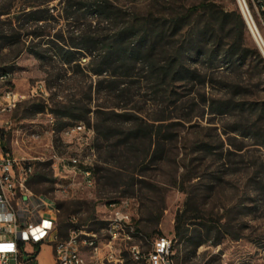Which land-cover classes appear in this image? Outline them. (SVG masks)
<instances>
[{
  "label": "rangeland",
  "instance_id": "374dc122",
  "mask_svg": "<svg viewBox=\"0 0 264 264\" xmlns=\"http://www.w3.org/2000/svg\"><path fill=\"white\" fill-rule=\"evenodd\" d=\"M93 1L0 0V72H12V85L24 96L4 116L12 128L5 143L32 160L29 187L54 195L60 159L85 158L91 146L96 185L72 186L64 179L60 221L76 215L84 233L97 234L101 255L112 254L108 264H143L132 260L126 242L107 245V204L113 199L129 201L144 251L158 236H167L174 241L177 264H264V64L252 53L231 63L210 59L201 55L204 49L197 51L194 38L183 43L177 34L154 46V62H163L173 44H184L192 52L184 63L192 76L173 82L171 75H152L147 63L138 62L117 87L112 69L94 74L98 63L75 47L81 37L93 34L94 27L111 35L135 17L184 14L203 0H107L123 16L109 23L92 13ZM244 2L264 41L252 0ZM220 3L235 7L232 0ZM203 21L190 25L199 30ZM227 43L213 38L206 48L220 51ZM67 47L79 51L70 63L60 52ZM244 47L257 49L264 60L247 22ZM123 112L153 132L152 140H126ZM103 121L114 134L109 140ZM80 122L94 132L89 146L63 134L66 126ZM179 212L185 213L182 240L174 233ZM38 258L52 264L51 248L44 247Z\"/></svg>",
  "mask_w": 264,
  "mask_h": 264
},
{
  "label": "built area",
  "instance_id": "2783aa9c",
  "mask_svg": "<svg viewBox=\"0 0 264 264\" xmlns=\"http://www.w3.org/2000/svg\"><path fill=\"white\" fill-rule=\"evenodd\" d=\"M252 4L264 29V0H252ZM252 29L263 40L254 23ZM12 79V72H0V264H40L38 256L44 247L51 248L52 264H108L112 254L101 255L97 234L84 233L78 227L76 215L69 216L66 235L60 228L64 179L72 186L93 188L96 185L93 148L89 146L93 130L81 122L66 126L64 136L76 139L80 146H89L90 155L61 158L54 195L35 193L29 187L35 173L32 160L17 156L4 144L12 129L4 116L15 110L24 98L12 85ZM107 205L110 214L105 220V230L109 247L121 240L127 243L135 263L177 264L172 238L158 236L148 251L138 244L140 233L134 226L127 199L109 200Z\"/></svg>",
  "mask_w": 264,
  "mask_h": 264
},
{
  "label": "trees",
  "instance_id": "16d2710c",
  "mask_svg": "<svg viewBox=\"0 0 264 264\" xmlns=\"http://www.w3.org/2000/svg\"><path fill=\"white\" fill-rule=\"evenodd\" d=\"M220 1L203 0L199 4L189 7L184 14H171L169 18L161 16L152 20L150 17H135L131 22H123L122 27L111 35H100L99 28L94 27L92 30L93 34L82 36L80 46L75 47L80 48L81 51H87L91 57V61L98 63V68L94 70V74L97 76H102L105 72L109 71L108 69H112L113 72L109 75L115 79L117 87L123 84L119 78L131 76L128 71L132 70L133 64L136 65L138 62L147 63L152 75L155 73L157 76H163L164 78L171 75L173 82L183 80L187 76H192L184 64L185 58H191L192 52L189 48L186 49L184 44H173L169 48L170 50H167L163 62H154V46L163 44V41L167 38L175 37L177 34L185 39L183 43H187L194 38V45L197 47V51L199 52V50L204 49V52H200L201 55L208 54L210 59L219 56L224 61L231 63L236 56L239 59H244L248 54L252 53L264 64V60L257 49L242 48L246 22L236 4V0H232L235 4L232 10L225 8ZM77 7L81 9L80 5ZM89 7L92 13L100 19V22L106 21L109 23L122 16V14L115 11L116 8L111 6L107 0H94L90 3ZM202 18L204 19V25L201 29L196 30V24V26L194 24L190 25L191 22H198ZM186 21H189L188 25L190 26L188 28H185L183 24ZM138 26L140 27L139 30ZM140 32L142 35H140ZM213 38L219 40L220 43L224 39H228V47L220 51L218 49L210 50V48H206L209 40ZM60 52L66 59V62L70 63L76 60L74 54L79 51L67 47L61 48ZM200 53H197V56ZM128 64L130 65L128 66ZM41 108V106L39 108L34 107V111H40ZM112 113L115 114L114 112ZM119 115H123L128 119L129 126L127 127V131H125L126 140H137L140 137H150L152 140L154 133H147L142 128V125H139L130 117L131 115L128 112L119 113ZM101 127L106 132L104 133L106 139L109 140L114 136V134L110 133L111 126H108L106 121L102 122ZM98 133H101L99 128ZM118 145L120 144L114 145V151H117ZM37 177L41 180L44 179L41 175H37ZM32 181L31 179L29 185ZM70 215L67 216V222L60 221L62 231L69 228L68 218ZM184 223L185 213L179 212L174 226L175 237L179 240L187 236L183 229ZM136 231L139 232L138 227Z\"/></svg>",
  "mask_w": 264,
  "mask_h": 264
},
{
  "label": "water",
  "instance_id": "95a60500",
  "mask_svg": "<svg viewBox=\"0 0 264 264\" xmlns=\"http://www.w3.org/2000/svg\"><path fill=\"white\" fill-rule=\"evenodd\" d=\"M237 1H238V3H239L240 10H241V13H242V15H243V18H244V20L247 22V24H248V26H249V28H250V30H251V32H252V34H253V36H254L256 42H257V44H258V46H259V48H260V50H261V52H262V54H263V56H264V49L262 48L261 44L259 43L258 39L256 38V35H255L254 32H253V29H252V26H251V24H250V21H249L247 15H246V13H245L244 6L246 7V5H245V3H244L243 0H237Z\"/></svg>",
  "mask_w": 264,
  "mask_h": 264
},
{
  "label": "bare ground",
  "instance_id": "6f19581e",
  "mask_svg": "<svg viewBox=\"0 0 264 264\" xmlns=\"http://www.w3.org/2000/svg\"><path fill=\"white\" fill-rule=\"evenodd\" d=\"M244 10H245V13L250 21V24L252 25L253 27V20H252V17H251V14H249L250 12L248 11L247 7L244 6ZM256 34V33H255ZM257 36V35H256ZM257 39L259 41V43L261 44L262 48L264 49V41L263 40H260V38L257 36Z\"/></svg>",
  "mask_w": 264,
  "mask_h": 264
}]
</instances>
